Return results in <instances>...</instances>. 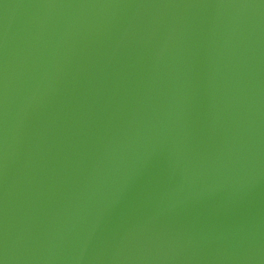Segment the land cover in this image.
Wrapping results in <instances>:
<instances>
[{
  "label": "water",
  "instance_id": "water-1",
  "mask_svg": "<svg viewBox=\"0 0 264 264\" xmlns=\"http://www.w3.org/2000/svg\"><path fill=\"white\" fill-rule=\"evenodd\" d=\"M172 2H0L8 264H264V6Z\"/></svg>",
  "mask_w": 264,
  "mask_h": 264
},
{
  "label": "snow or ice",
  "instance_id": "snow-or-ice-1",
  "mask_svg": "<svg viewBox=\"0 0 264 264\" xmlns=\"http://www.w3.org/2000/svg\"><path fill=\"white\" fill-rule=\"evenodd\" d=\"M2 2V0H0ZM43 6L55 7L62 0H41ZM260 5L264 6V0H259ZM121 6H130L123 3ZM167 6H194L192 3L173 0ZM7 33L4 24V18L0 15V49L6 44ZM7 106V65L3 56H0V264H8L6 251V180H7V160L4 151V132L3 123Z\"/></svg>",
  "mask_w": 264,
  "mask_h": 264
}]
</instances>
